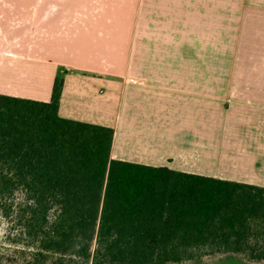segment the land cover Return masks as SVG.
<instances>
[{"label":"crops","instance_id":"crops-1","mask_svg":"<svg viewBox=\"0 0 264 264\" xmlns=\"http://www.w3.org/2000/svg\"><path fill=\"white\" fill-rule=\"evenodd\" d=\"M145 5L0 0V93L50 101L62 77L60 114L113 127V159L264 186V0L234 13L228 91L191 29L150 26Z\"/></svg>","mask_w":264,"mask_h":264},{"label":"trees","instance_id":"trees-1","mask_svg":"<svg viewBox=\"0 0 264 264\" xmlns=\"http://www.w3.org/2000/svg\"><path fill=\"white\" fill-rule=\"evenodd\" d=\"M0 93V264L264 260V186L111 157L114 128Z\"/></svg>","mask_w":264,"mask_h":264},{"label":"rangeland","instance_id":"rangeland-1","mask_svg":"<svg viewBox=\"0 0 264 264\" xmlns=\"http://www.w3.org/2000/svg\"><path fill=\"white\" fill-rule=\"evenodd\" d=\"M145 2L146 18L150 26H176L177 29L184 30L186 27L191 29L193 57L208 61L211 76L220 73L222 64L226 91L231 89L234 58V13L246 12L247 16L248 0H145ZM38 6L41 16L44 3L36 7ZM241 22L242 31H247L249 28L247 19H242ZM180 37L181 35L177 34V38ZM37 39H44V36H38ZM41 54H44V51H41ZM241 55L242 63L245 64L248 51H242ZM260 61L256 59L253 62L254 64L259 62L261 65ZM210 90L215 91L216 88H210ZM226 95L229 93L226 92ZM8 228L7 220L0 214V245L7 239ZM180 264H264V260L248 261L238 256L213 255Z\"/></svg>","mask_w":264,"mask_h":264}]
</instances>
